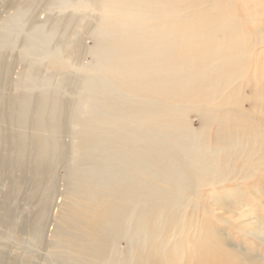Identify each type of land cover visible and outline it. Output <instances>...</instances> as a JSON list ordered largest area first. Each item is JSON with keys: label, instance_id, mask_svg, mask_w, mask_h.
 <instances>
[{"label": "bare ground", "instance_id": "bare-ground-1", "mask_svg": "<svg viewBox=\"0 0 264 264\" xmlns=\"http://www.w3.org/2000/svg\"><path fill=\"white\" fill-rule=\"evenodd\" d=\"M224 2L0 0L12 11L0 31V227L27 244L25 261L0 264L262 262L219 228L233 222L218 212L264 200V187L248 192L264 163V51L252 42L264 28L252 36L240 10L218 13ZM18 40L15 81L6 53Z\"/></svg>", "mask_w": 264, "mask_h": 264}, {"label": "rangeland", "instance_id": "rangeland-1", "mask_svg": "<svg viewBox=\"0 0 264 264\" xmlns=\"http://www.w3.org/2000/svg\"><path fill=\"white\" fill-rule=\"evenodd\" d=\"M3 7V8H2ZM6 8V9H5ZM7 10V11H6ZM239 16L241 26L243 29L248 30L253 35H256L257 32L261 31L264 28V0H226V2L222 3L219 6L218 13H226L223 14L227 17H235L237 20L236 13L239 11ZM242 10H248L249 12L244 14ZM4 12V13H3ZM6 12V13H5ZM0 31L4 30L6 20L8 19V15L12 13L7 8L6 5L0 6ZM228 14V15H227ZM44 17V15L42 16ZM7 18V19H5ZM4 24V25H2ZM249 32L247 35H249ZM89 38V39H88ZM87 40V47H91V49L94 48V40L92 37L86 36ZM251 38L250 36H245L243 38V41L245 42V52L248 53L249 47L251 44ZM252 42L256 44V49L260 51H264V40L256 39V37H253ZM20 45V41L18 40V44L14 47V49L7 50L6 53V59L10 65L11 71V79L17 81L24 70V63L21 59H18L19 51L20 49L18 46ZM86 57V58H85ZM83 61L85 65H95L96 61L95 58L90 54H85L83 57ZM12 63V64H11ZM15 63V64H14ZM252 64L257 72L261 71L262 69V61L259 60L257 57H254L252 60ZM9 70V71H10ZM17 79V80H16ZM12 84H14V81H12ZM9 85V86H8ZM14 91V87L12 88V85H10L8 82H6L5 85V96L7 101H9V97L11 93ZM244 94L247 96H252L251 87L247 86L244 89ZM246 108H249V103L246 102L245 104ZM257 114H264V100L262 97L259 98L258 107H257ZM191 120L195 126V128H198L199 126V119L192 115ZM260 130L264 131V124L261 126ZM66 166H63L59 169L58 175L60 177V188L63 189V177L66 174L65 170ZM264 167V163L262 165ZM261 167L260 172H256V174L252 177L251 183L254 185L251 186L253 188V191H251L250 187L246 186V180H244L241 176L235 177V184L242 187L243 190L248 189V192L250 195L254 197V192L258 191V187L262 188L264 187V171ZM222 186H211L206 189H204V192H212L217 193L221 190L220 194H222ZM0 189H6L8 190V182L5 184V182H2L0 184ZM264 196H262L263 198ZM213 199L207 200V204H212ZM255 200H251L249 202L239 203L236 206V212L238 214H232L228 215L224 211L218 212L226 221L231 220L232 224H226V222L223 225L219 224V228L223 234H225V237L228 239V242L232 249L236 250L237 252H245L248 253L249 251H253L255 256L260 259L262 262L259 264H264V238L261 235V232H264V200H262L260 203L254 202ZM202 204V202H201ZM21 205H23V208H27L30 205L26 206L22 202ZM254 209V215L247 217V218H239L241 217V212L243 210H251ZM31 210V209H27ZM190 213V211H189ZM195 219H198L199 221H202V219L198 218V215L195 216ZM52 223V219H51ZM205 225L209 224L208 227L215 226L216 224L214 222L211 223V221H204ZM213 224V225H212ZM50 231V230H49ZM6 231L0 227V260L3 259L7 262L9 260V255H16L18 256L22 261H25V246H27L25 241V236L20 238L21 242H17L14 240V238L9 237ZM49 234L47 235V239L50 241ZM199 236V235H198ZM197 236V237H198ZM190 241V239H189ZM40 252H44V248L39 250ZM6 253V255H5ZM4 254V255H3ZM6 259V260H5ZM32 264H42L41 261H38L36 258H30ZM247 263V261H245Z\"/></svg>", "mask_w": 264, "mask_h": 264}]
</instances>
